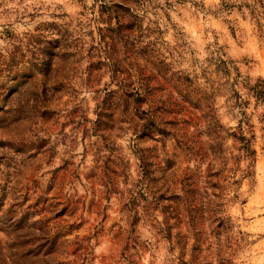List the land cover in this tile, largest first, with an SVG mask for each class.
<instances>
[{"label": "rangeland", "instance_id": "obj_1", "mask_svg": "<svg viewBox=\"0 0 264 264\" xmlns=\"http://www.w3.org/2000/svg\"><path fill=\"white\" fill-rule=\"evenodd\" d=\"M98 3L0 0V216L6 213L0 217V264H46L39 253L20 256L19 249L23 253L27 248L40 253L50 249L55 261L68 252L65 258L69 261L71 250L77 247L74 264L125 263L120 242L131 213L128 207L139 210V203L136 199L127 205L123 202L140 192L145 180L139 177L128 129L115 123L107 130L108 136L93 132L95 97L116 87L109 83L102 65L91 88L82 83L90 57L98 54L97 26L101 24L94 15ZM139 5L146 52H127L130 60L140 61L148 54L150 61H162L154 72L158 69L159 74L173 72L187 78L179 86L185 101L199 107L209 105L214 117L216 109L224 127L237 124V97L247 100L245 112L256 152L254 177L251 182L244 179L237 199L224 204L228 220L218 235L206 228L204 219L197 259L218 264L215 249L220 246L219 251L227 253L223 264H264V109L248 90L256 79L264 83L261 9L256 0H139ZM59 44L67 54L62 59L56 55ZM39 58L50 59L51 67L64 65L68 79L61 102L52 115L44 117L34 111L42 105V80L33 65ZM161 87L170 89L167 83ZM194 122V127L192 122L186 125L185 135L197 128V136L192 133L189 138L204 148L206 118ZM167 130L165 150L178 173L187 159L172 147ZM140 143H155L157 154L162 152L158 141L143 139ZM106 157L125 166L109 175L111 185L105 190L101 165ZM59 201L66 204V212L57 218L62 207ZM140 212L135 233L157 249H151L152 257L138 255L139 262L169 264L163 262L167 244L153 234L155 230L141 219ZM181 230L190 235L188 228ZM77 251L83 256H76Z\"/></svg>", "mask_w": 264, "mask_h": 264}, {"label": "trees", "instance_id": "obj_2", "mask_svg": "<svg viewBox=\"0 0 264 264\" xmlns=\"http://www.w3.org/2000/svg\"><path fill=\"white\" fill-rule=\"evenodd\" d=\"M256 4L261 9L259 13L264 17V0H256ZM138 11H141L139 0H100L94 14L95 19L101 24L97 26L98 54L90 57L92 59L84 68L85 77L82 78V83L91 88L98 81L100 65L108 72L109 83L114 82L113 85L116 87H109L95 97L93 108L95 117L91 121L93 132L100 136L105 133L108 136L107 130L115 123L122 124V127L128 129L129 139L134 148V159L139 168V177L145 180L141 191L130 195L131 197L123 202L127 205L136 199L139 210L133 205L128 207L131 213L128 215L127 229L121 238L120 254L125 261L124 264H141L138 255L143 256L147 253L146 257H152L151 251L157 249V246L152 248L147 240L140 239L139 233H135L138 232L135 225L141 211V219L155 230L153 234L163 241V244H167L168 254L163 262L203 264L197 258L201 251L204 219L208 221L206 228L210 232L216 231L218 235L217 232L225 229L223 224L228 220L224 214V204L237 199L238 188L244 179L251 182L254 177L256 152L245 112L247 100L237 97L235 104L240 115L237 124L233 127H224L219 122L216 109L214 117L213 109L209 105L199 107L195 105L196 103L192 105L185 101L179 86H182L187 78L173 72L159 74L157 70L160 69L162 61L157 57L156 62L150 61L148 54L146 58H140V61L136 58L134 61L130 60L132 58L128 57L127 52L137 51L141 54L146 52L147 42L141 38L144 37L146 29L141 26L142 15ZM44 54L48 55V52ZM56 55L60 59L67 56L64 45L59 44ZM33 65L36 66L39 81L41 83L42 80L43 86L42 92L39 93L42 105L40 109L34 111L38 117L52 115L55 106L61 102V90L67 84L64 82L68 81L64 75L66 69L64 65L55 64L51 67L50 59L42 58L37 59ZM157 66L158 69L154 72L153 69ZM50 74V78H47ZM164 83L169 84V90L161 87ZM248 90L254 102L262 105L264 109L263 81L254 80L248 86ZM203 99L207 97L204 96ZM202 117L206 118L204 133L207 138L204 141L206 143L204 148L194 145L189 138L192 133L197 136V128L191 129L188 136L185 135L186 125L192 122L194 127V121ZM166 128L170 133L172 147L178 148L187 159V164L178 173L176 171L178 167H175L170 152L165 150L163 136ZM262 131L264 133V122ZM103 138L106 139L105 136ZM143 139L160 142L162 152L157 154L155 143L141 145ZM190 160L195 162L188 163ZM121 166L125 165L105 158L101 165L105 190L111 185L109 175L116 173ZM58 204L62 207L55 215L60 218L66 212V204L60 201ZM4 214L6 213L0 217ZM5 221L8 223L7 219ZM11 227L15 228L16 232L20 231L19 226ZM183 227L189 229L190 235L181 230ZM15 234L18 236L19 233ZM17 242L21 245L25 243L22 240ZM43 242H46V239H43ZM42 243L39 242V245ZM78 248L71 250L70 255L73 259L69 261L65 258L68 252H64V257H61L63 259L55 261L56 255L51 256L50 249H44L41 253L31 252L28 248L21 253L19 249V255L34 256L39 253V257L46 264L64 262L74 264L77 262L74 254ZM219 249L220 246L215 249L217 263H226L227 253H221ZM83 254L80 251L76 252V256L82 257Z\"/></svg>", "mask_w": 264, "mask_h": 264}]
</instances>
